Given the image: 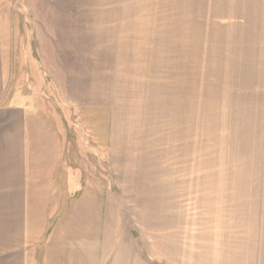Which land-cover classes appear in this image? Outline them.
<instances>
[{
	"label": "rangeland",
	"instance_id": "374dc122",
	"mask_svg": "<svg viewBox=\"0 0 264 264\" xmlns=\"http://www.w3.org/2000/svg\"><path fill=\"white\" fill-rule=\"evenodd\" d=\"M209 12L0 0L13 87L104 147L105 264H264V118L211 55Z\"/></svg>",
	"mask_w": 264,
	"mask_h": 264
},
{
	"label": "crops",
	"instance_id": "0c3cea01",
	"mask_svg": "<svg viewBox=\"0 0 264 264\" xmlns=\"http://www.w3.org/2000/svg\"><path fill=\"white\" fill-rule=\"evenodd\" d=\"M209 11L211 55L240 81L244 116L258 127L264 0H209ZM19 90L0 17V264H105L104 147L83 120L73 129L72 111L38 110Z\"/></svg>",
	"mask_w": 264,
	"mask_h": 264
}]
</instances>
